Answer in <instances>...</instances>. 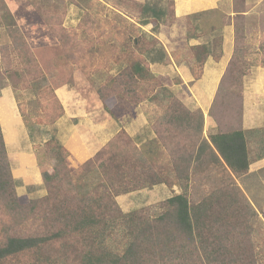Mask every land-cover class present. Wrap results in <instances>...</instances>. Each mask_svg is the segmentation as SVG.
I'll return each instance as SVG.
<instances>
[{"label":"rangeland","instance_id":"obj_1","mask_svg":"<svg viewBox=\"0 0 264 264\" xmlns=\"http://www.w3.org/2000/svg\"><path fill=\"white\" fill-rule=\"evenodd\" d=\"M133 1L142 4L149 2L158 9H164L162 19L142 26L139 9L129 10L128 5L133 4ZM172 1L0 0V95L1 90L5 88L14 91L27 129V134L25 133L21 138L17 151L10 150V164L19 183L26 185L38 181L42 184V191L35 190L31 196H28V193L24 194L20 197L21 203L38 200L48 194L43 174H53L58 165V161L54 158L56 151L54 152L53 146L47 145L55 137L59 144L70 149L71 154L74 149H78L79 139L86 146L88 154L92 156L108 147L109 143H114L113 149L115 150V147L120 149L128 159L133 156L137 158L136 160L141 159L145 156V151L147 152V157L150 158L148 166L155 172L163 174L168 184H158L116 197V202L123 213L144 209L150 215L158 214L165 200L182 193L186 194L192 203L202 200H222V202L235 200L231 197L230 190H233V185L237 183L230 181L225 169L216 166L212 161L207 164L195 160L191 162L195 172L193 175L191 170L189 172L193 180L192 183L190 182V187L184 185L187 182L185 178H177V169L181 166L177 163V158L182 155L195 156L199 140L189 130H183L186 120L175 124H170L169 119L167 120L175 113H182L178 108L175 111L173 108L170 109L173 100L170 94L162 93L161 90H158L159 93L155 90L138 92L136 93L138 98L148 99L134 107L135 100L122 96L120 90L104 88L108 85V78L119 72L120 67L116 63V57L125 55L123 44L130 34L142 40L139 49H131L133 55L138 53L142 56L144 53V58L150 60L154 51L150 55L147 51L153 46L161 45L160 42L155 44L152 40L155 38L166 42L169 38L173 40L169 47L174 48L171 50V55L177 64L180 60L188 67L195 63L194 58L188 55L189 45L185 39H188L187 35L192 34V31L194 33L199 31L198 21L192 22L188 17L177 19L175 14L180 13L178 10L180 3L188 0H174L179 2V5L175 6L177 12H173L170 5ZM233 1L222 0L219 3L220 14H213L210 17L229 15L233 8L231 6L235 3ZM247 2L250 8H254L251 18L237 17L236 21L241 37L245 36V41L241 40L237 44V50L241 47L243 53H237L231 67L233 60L230 61V69L228 68L225 74L227 75L225 83L218 93L212 113L210 116L208 114L211 119L212 117L228 118L232 125L240 119L241 112L244 113V110L240 109V99L245 75L253 66L264 63L262 61L264 55L259 57L258 53H254L261 46L246 43L248 39L252 43L256 42L255 39L251 40L252 38L264 40V0H247ZM116 14L121 15L123 20L118 19ZM8 15L13 22L7 17ZM13 26L23 34V39L27 43L26 53L21 43L18 42L21 49H17L15 40L8 35L7 30ZM213 36H220V31ZM5 45L7 47L3 52L1 48ZM62 54L66 60L58 57ZM166 56L158 57L162 61L161 64H172L173 60L168 52ZM59 62L66 71L60 69ZM221 62L218 66L223 68L224 62L222 60ZM152 63L148 67L155 75L154 71L157 67L154 63L152 66ZM226 69L227 67L224 71ZM16 72L20 74L17 75ZM186 72L190 74L188 69ZM235 76H242V82H235L237 81L234 79ZM155 77L182 102L185 109L190 113L196 112L195 108L198 107L189 103L188 87L192 88L190 82L186 83L188 87L184 84L183 90L178 91L180 95L172 89V84L180 82L177 75L163 77V80L156 75ZM218 79L220 78L217 77L216 83ZM81 80L79 86L83 92L74 85L75 81ZM100 88L110 95L104 102L105 105L98 97L97 92ZM193 93L196 95L195 90ZM154 94L157 97L154 98ZM105 106L114 112L118 119L111 118L104 110ZM183 114L185 115V112ZM79 157L81 160L84 159L82 152L79 153ZM80 164L82 163L79 159L70 158L69 163L66 162L65 165L69 172L77 175L82 166ZM186 167L187 164H183L182 171L186 170ZM60 177L61 179L56 181L57 184L70 188L64 175L61 174ZM258 177L263 180L262 187L254 185L249 188L247 186L251 185V181H248L245 186L241 184L245 191L240 188L244 195L247 194L246 197L250 199L251 205L257 212V218L249 222L253 230L250 240H245L247 244L242 251L247 252V261L251 260L252 253H255L257 264H264V172H259ZM22 180H25V183ZM169 182L175 184L169 185ZM17 185L19 187V184ZM71 189L73 192L76 191L74 185H71ZM28 216L24 219L23 216L0 214V238H2L0 240L15 234L25 235L39 228L37 224L31 225L27 220ZM241 231L242 229H237L234 236ZM244 233L247 231L245 230ZM123 235L124 229L117 228L116 232L106 239L107 247L114 252L122 253L126 240ZM208 237L209 243L213 244V250L216 247L224 249L226 262L229 252L234 249L238 251L237 241L233 237L225 239L222 236L224 241L221 243H214V237ZM25 257L29 256H20L19 263L28 264L29 261ZM203 264H207L206 259Z\"/></svg>","mask_w":264,"mask_h":264},{"label":"trees","instance_id":"obj_2","mask_svg":"<svg viewBox=\"0 0 264 264\" xmlns=\"http://www.w3.org/2000/svg\"><path fill=\"white\" fill-rule=\"evenodd\" d=\"M234 1L233 11L237 17H241L247 12V0ZM132 3L128 5L129 10L139 9L142 26L162 19L164 9H158L149 2L142 4L133 1ZM170 5L174 12V0L170 2ZM213 14L219 15L220 11L210 10L187 16L192 22L198 21L200 30L198 35L213 37L211 45L201 44L189 47L188 55L195 60L189 68L195 80L201 79L203 67L209 57L212 56L219 61L223 37L221 35L214 37L213 34L231 22L228 15L211 18ZM41 15L44 14L41 13ZM7 17L13 22L10 15ZM116 17L123 20L119 14H116ZM130 25L133 26V24ZM238 29L237 25V39L240 38V29ZM7 32L9 37L15 40V47L21 49L18 42L21 43L26 53L27 43L23 39L22 32L15 26L10 27ZM192 32L187 35L188 39L197 33ZM141 41L140 37L128 35L123 44L125 55L116 57V63L120 67L119 72L108 78V85L104 88L120 90L122 96L135 100L134 103L131 101L134 107L148 99L147 97L138 98L136 96L138 92L155 90L159 93L158 90H161L162 93L170 94L173 99H170L172 103L170 109L173 108L175 111L178 108L182 113H175L167 120L169 119L170 124L186 120L183 130H189L199 140L195 156L182 155L177 158V163L181 165L177 169V178L188 180L189 172L193 169L191 162L193 160L199 162L202 157H207L206 161L214 160V163L226 170L232 182L236 183L227 168L236 176L249 169L246 133L243 131L222 132L211 135L209 141L206 140L203 136L205 122L203 112L199 109L190 113L185 109L182 102L157 80L148 67L152 62L159 60L158 57L166 56L165 50L157 47L159 41L154 38L152 42L158 45L147 51L148 55L154 51L150 60L144 58V53L142 56L138 53L133 55L131 49H139ZM6 47V45L2 46L1 50L4 52ZM262 48L264 49V46H261ZM237 53L240 54L238 50L235 51L230 67L234 64ZM157 54L160 55L156 56ZM58 57L61 60L65 59L63 54ZM261 65L264 66V63ZM59 66L62 71H66L61 63ZM16 74L20 73L16 72ZM234 79L237 83L242 82V76H235ZM81 82L82 80L75 81L74 85L83 92L79 86ZM97 93L102 103L110 97L103 88H100ZM155 95H153L154 98L157 97ZM105 108L107 110H104L110 114L111 118L118 119L114 112L106 106ZM55 138L51 139L47 145L53 146L54 152L56 151L54 158L58 161V165L53 174H43L48 194L41 199L21 203L0 125V214L23 216L24 219L29 215L27 220L31 225L39 226L28 234H15L0 240V264H18L19 257L22 255L29 256L25 257L29 261L28 264H59L60 262L63 264H199L198 261L203 264L205 259L207 264H257L255 253H252V259L247 261V252L242 251L247 244L245 240H250L253 230L249 222L257 218V212L238 185L233 183L234 189L230 190L231 197L235 200H224V202L202 200L192 203L186 194L182 193L165 200L158 214L150 215L144 209L123 213L116 202V197L151 188L154 185L168 184L163 174L155 172L148 166L150 158L147 157V152L145 151V156H141V159L136 160L134 156L128 159L120 149L116 147L115 150L113 149L114 143H109L108 147L92 156L79 140L78 149H74L71 154L70 149L59 144ZM80 152L84 156L82 160L79 157ZM70 158L79 159L82 163L77 175L66 168L65 164L69 163ZM183 164H187L184 171H182ZM61 174L64 175L70 188L57 184ZM172 184L175 182H169V185ZM71 185L75 186V192L72 191ZM117 228L124 229L123 236L126 240L122 253L114 252L106 245V239L112 236ZM237 229L242 231L234 236ZM245 230L247 233H244ZM207 236L214 237V243L224 241L222 236L225 239L233 237L237 241L238 251L234 249L229 252V257L226 258L228 262H226L224 249L216 247L213 250V244L209 243Z\"/></svg>","mask_w":264,"mask_h":264},{"label":"crops","instance_id":"obj_3","mask_svg":"<svg viewBox=\"0 0 264 264\" xmlns=\"http://www.w3.org/2000/svg\"><path fill=\"white\" fill-rule=\"evenodd\" d=\"M221 1L222 0H188L185 3H183L184 1L181 2L180 5H179V2L175 1V6L176 4H178L179 5L178 10L180 11L179 14L177 15L175 14V17H177V19H180V18L187 17L195 13H200V12L210 11V10H219V7H220L219 3ZM246 6L248 7L247 12L243 13L241 17L251 18V14L254 8H250L248 6V2ZM231 7L233 8H231V13L228 15L231 18V22L225 25L223 29L219 30L220 35H222L223 37L221 51H219L221 58L219 59V61L215 60L212 56L207 59L203 67L204 69H203V74H202L201 79L195 80L193 77V74L191 73L190 68L187 65H185L181 60L179 61L180 63L178 64L173 60L174 57L171 55V50H174V48L172 47L171 49L169 47V44H172L173 40L169 38H168L169 40L167 39L166 42H162V40L159 39V42L161 43L163 48H165L166 52L169 53V55L171 56L173 60V63L169 65H163L161 64L162 62L161 60L154 61L153 63L157 67V70H155L154 72L156 73L155 75L157 77H160L161 80H163V77L167 78L170 75H177L180 79V82H178L179 84L178 83L172 84V87H173L172 89L176 91V93L178 91H182L184 84L186 85V83L190 82V84L192 85V88L188 87L189 85H186L189 88L188 89L189 103L192 106L196 105L198 108H195V110L200 109L204 114V121H205L204 122V138L206 140L209 141V138L211 135H215V134L222 133V132L227 133L231 131H243L246 133V137L248 140V148H249V159H250L249 169L239 176H236L228 168H227V171L231 175V178L235 180L239 188L242 187L241 184L245 186L246 182L248 183V181H251V185L247 186L249 188L254 187V185L262 187L263 180L262 179L260 180V178L258 177V173L264 172V66L261 64L255 65L245 75L242 97L240 99L241 100L240 109H243L244 113L241 112V117L239 120H237L235 124L232 125L230 123L231 120H229L228 118L221 119L217 117L215 119L212 117L211 119L208 117V114L210 116V114L212 113L213 107H215V102H216L218 93L222 89V86L225 83V74L227 73V70L229 68V65H230L229 63L233 59L235 51L237 50V44H239L241 40L243 42L245 41V36L241 37V34H240V38L237 39L236 37L237 15L233 11L234 3L232 4ZM176 8H175V11H176ZM198 34H200V30L197 31L196 35H192L190 39H185L189 45L188 47L197 46L201 44H207V45L212 44V39H213L212 37L208 39L207 38L208 36L201 37ZM246 37L250 38L248 36ZM253 39H255L256 42L252 43L248 39L246 40V43L249 45L253 44V45L264 46V40L262 39L259 40L260 38L258 39L252 38L251 40ZM161 45H159V47H162ZM238 51L240 53H243V50L241 47ZM249 51H246V52H249ZM254 53H258L259 57H261L262 55H264V49L257 48V50L254 51ZM221 60L224 62L223 68L218 66ZM153 63H152V66H153ZM225 67H227V69L224 71ZM187 69L189 70L190 74L186 72ZM184 73H186L185 76H183ZM217 77H219L220 79H218V82L216 83ZM193 90H195L196 95L193 93ZM178 94L180 93L178 92ZM0 125H1V130L3 133L4 141H5L7 152H8L9 163H10V157H9L10 150L12 149L13 151H17L18 147L20 146L21 138L24 137L25 133L27 134L25 122L19 110L14 91L11 88H5L1 90ZM74 139H76V137H74ZM79 140H77V143ZM83 147L86 149V146L84 145V143H83ZM18 156L19 155H17L16 158H18ZM206 160H208L207 157H202V159L199 162L205 163V164L210 163ZM216 166L222 167L218 164H216ZM10 167H11L13 179L16 184L17 195L19 196V198L22 197L26 193L29 194L28 196H31L35 192V190L37 192L42 191L41 190L42 184H40L38 181L32 184H26V185L22 184L21 182L19 183V180H17L11 164H10ZM194 172H195V169L194 168L191 169L192 175L194 174ZM192 175L189 176V179L187 180V182H185L184 184L185 186L186 185L189 187L191 186L190 182L192 183L193 181ZM228 178L230 179V177ZM25 179L27 181V178ZM197 179H194V181ZM22 181L25 183V180H22ZM230 181L232 180L230 179ZM206 182H203V183H206ZM17 184H19V187Z\"/></svg>","mask_w":264,"mask_h":264}]
</instances>
